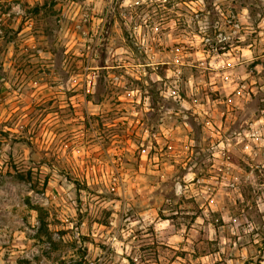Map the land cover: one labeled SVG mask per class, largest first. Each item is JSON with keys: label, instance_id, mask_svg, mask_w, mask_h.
<instances>
[{"label": "rangeland", "instance_id": "obj_1", "mask_svg": "<svg viewBox=\"0 0 264 264\" xmlns=\"http://www.w3.org/2000/svg\"><path fill=\"white\" fill-rule=\"evenodd\" d=\"M0 264H264V0H0Z\"/></svg>", "mask_w": 264, "mask_h": 264}]
</instances>
